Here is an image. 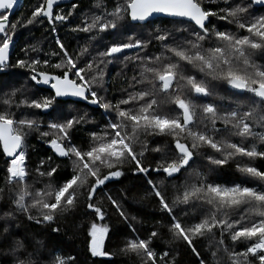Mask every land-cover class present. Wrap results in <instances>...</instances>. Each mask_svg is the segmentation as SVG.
Wrapping results in <instances>:
<instances>
[{
  "label": "snow or ice",
  "instance_id": "6c2138e0",
  "mask_svg": "<svg viewBox=\"0 0 264 264\" xmlns=\"http://www.w3.org/2000/svg\"><path fill=\"white\" fill-rule=\"evenodd\" d=\"M16 3L0 0L5 264H80L58 254V235L16 231L23 217L55 224L58 234L57 222L70 216L87 220L90 256L109 258L94 264L117 254L134 264H177L172 248L158 247L162 240L183 243L195 264H264V169L254 163L264 160V0H93L71 27L87 34L84 44L70 51L58 35L55 49L28 42L13 62L17 29L46 21L55 34L78 7L57 11L60 0H39L13 21ZM80 132L86 141L77 142ZM32 136L52 153L35 164ZM231 162L246 180H221ZM126 169L146 185L134 202L154 200L167 222L157 220L146 237L128 224L130 234L110 251L105 202L127 223L123 203L133 190L118 198L108 185ZM197 240L207 241L208 255Z\"/></svg>",
  "mask_w": 264,
  "mask_h": 264
},
{
  "label": "trees",
  "instance_id": "16d2710c",
  "mask_svg": "<svg viewBox=\"0 0 264 264\" xmlns=\"http://www.w3.org/2000/svg\"><path fill=\"white\" fill-rule=\"evenodd\" d=\"M39 0H23L21 6L17 10V13L13 17V21L20 18L21 16H27L30 14L32 7L36 5ZM78 5L77 9L74 10V15L69 18V22L61 25L56 24L58 32L53 34L49 31L50 26L45 21L42 25L29 26V28H19L17 29V34L15 35V41L13 44L12 51V60L22 55L21 48L25 46L28 42L39 41L45 50L49 48L55 49V36L58 35L63 43L69 48V50L77 49L78 45H82L86 42L87 34L85 33H74L71 31V27L80 23L82 15L87 13L93 3V0H77L74 2ZM73 4V3H72ZM66 5L62 8H58L57 11L63 9L64 12L71 10V5ZM264 11V9H262ZM166 19H157L156 23L159 24L161 21ZM172 27V25H167ZM21 69H12L11 72H22ZM110 71L113 76L119 71V66L112 65L110 66ZM49 90L42 89V94L47 95ZM223 94V93H221ZM209 99H215L214 97ZM220 102V101H216ZM226 103V101H225ZM38 111V110H37ZM40 119L45 120L46 117L41 114ZM96 119L99 121V115L96 116ZM78 140L77 142H84L87 139V134L85 132L77 133ZM151 139V138H150ZM167 139V138H165ZM29 153V162L30 164H35L39 161L41 157L46 155H52L50 149L47 145L43 144L41 141L37 140L35 136L29 138V147L27 149ZM155 155V154H153ZM257 166L264 169V160H257L254 162ZM4 169V161L0 158V181H2L3 176L2 172ZM247 178L239 173L236 169V163L231 162L225 166L221 174V180L225 181H244ZM143 180L141 178L135 177L131 172L125 170V176L121 178L120 182L109 183L108 189L112 192L114 196L119 198L121 190L129 189L133 190L132 193L127 197V200L124 201L123 207L128 214L129 220L125 223L115 211L107 206L105 202L107 215L104 223H108L112 229L110 233V239L106 240V245L110 251H115L119 243L123 238L130 234V229L128 224H131L137 230V233L141 237H146L147 234L152 230L156 225V221L164 219L167 222V218L164 214L159 211L158 206L154 200L134 202L133 196L137 192L142 190ZM167 193L170 195L172 192L171 186H168ZM4 207V202H0V208ZM135 217V219H132ZM91 217H88L90 220ZM60 226V233H51L50 228L55 227L56 225L51 226H37L34 224H29L28 221L24 220L21 217V227L16 231L23 236L26 232L29 235V238L34 237L35 239H48L51 236H59V249L58 254L72 255L77 258L80 264H94V261L104 260L108 261L109 258H92L87 252L86 248V229L81 225L86 224L87 220L83 217H68L67 220H59L57 222ZM196 246L203 254L208 255L207 241L206 240H197ZM159 248H172L173 254L176 256L177 264H195V257L187 249L183 243H175L173 245L167 244L166 240L158 242ZM10 259L6 257H0V264H5V260ZM111 264H134L132 260L117 254L111 258Z\"/></svg>",
  "mask_w": 264,
  "mask_h": 264
},
{
  "label": "water",
  "instance_id": "95a60500",
  "mask_svg": "<svg viewBox=\"0 0 264 264\" xmlns=\"http://www.w3.org/2000/svg\"><path fill=\"white\" fill-rule=\"evenodd\" d=\"M23 0H17V3L14 5V8L13 10L11 11V13L9 14V18L12 20L13 17L15 16V14L17 13V10L19 9V7L21 6V3H22ZM77 0H60V3L57 7H60V6H64V5H69V4H72L74 2H76ZM56 7V8H57ZM166 19L164 17H156L155 19ZM12 51H13V45L10 47V55H12ZM44 89H47V88H44ZM48 90V89H47Z\"/></svg>",
  "mask_w": 264,
  "mask_h": 264
},
{
  "label": "flooded vegetation",
  "instance_id": "af4514ba",
  "mask_svg": "<svg viewBox=\"0 0 264 264\" xmlns=\"http://www.w3.org/2000/svg\"><path fill=\"white\" fill-rule=\"evenodd\" d=\"M64 6H66V5H64ZM64 6L57 7L56 10H57L58 8H62V7H64Z\"/></svg>",
  "mask_w": 264,
  "mask_h": 264
},
{
  "label": "rangeland",
  "instance_id": "374dc122",
  "mask_svg": "<svg viewBox=\"0 0 264 264\" xmlns=\"http://www.w3.org/2000/svg\"><path fill=\"white\" fill-rule=\"evenodd\" d=\"M14 41H15V36H14ZM14 44V43H13ZM12 69L10 68V69H8V71H11Z\"/></svg>",
  "mask_w": 264,
  "mask_h": 264
}]
</instances>
